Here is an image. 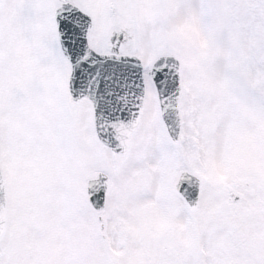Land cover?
<instances>
[{
    "label": "snow or ice",
    "instance_id": "snow-or-ice-1",
    "mask_svg": "<svg viewBox=\"0 0 264 264\" xmlns=\"http://www.w3.org/2000/svg\"><path fill=\"white\" fill-rule=\"evenodd\" d=\"M0 264H264V0H0Z\"/></svg>",
    "mask_w": 264,
    "mask_h": 264
}]
</instances>
